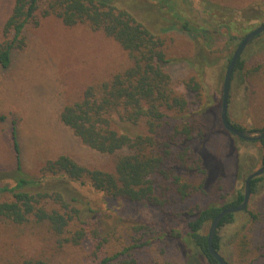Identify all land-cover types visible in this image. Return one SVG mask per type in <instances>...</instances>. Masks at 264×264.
I'll return each mask as SVG.
<instances>
[{
    "label": "rangeland",
    "instance_id": "1",
    "mask_svg": "<svg viewBox=\"0 0 264 264\" xmlns=\"http://www.w3.org/2000/svg\"><path fill=\"white\" fill-rule=\"evenodd\" d=\"M12 1L0 0V26ZM110 2L164 40L171 86L187 105L180 114H168L160 133L168 131L175 121L201 123L205 135L201 146L200 140L196 146L199 144L209 155L211 163L202 168L194 158L196 162L188 161V168L176 170L192 195L185 202L172 205L169 214L111 198L94 190L87 180L81 184L43 173L45 162L61 154L89 168L112 170L111 157L82 146L58 122L57 112L63 104L80 98L86 87L107 81L112 74L127 69L130 61L126 51L102 32L91 31L84 24L67 27L55 16L41 18L38 13V24L29 23L24 31L25 47L15 52L7 71H0V186L15 185L8 177L15 168L8 129L10 122L16 120L22 171L26 178L40 183L24 190L60 192L69 202L75 198L72 204L80 210V217L70 223L63 237L71 238L80 227L78 221L87 220L97 229L98 238L87 236L76 245L59 246V238L46 224L32 220L21 226L0 224V264H20L28 259L47 264H96L97 258L111 256L148 237L153 243L135 252L143 261L152 258L156 264H182V260L191 258L194 264H207L204 258L194 256L196 249L190 242L174 238L171 232L184 235L189 211L233 200L244 187L246 176L262 166L259 142L243 141L227 133L219 115L227 60L242 37L264 23V0ZM177 17L187 20L191 27L208 29L209 42L202 33L183 32ZM206 48L211 52L210 61L198 63L200 49L206 54ZM241 58L245 62L244 70L234 71L230 82L228 119L244 130H261L264 128V33L244 49ZM191 78L200 84L198 95L185 86ZM116 123L121 132L132 136L146 132L141 120L132 124L116 119ZM0 200L9 201L11 195L2 193ZM249 212L256 218H251ZM139 227L143 230L137 232ZM209 227L210 222L202 232L207 234ZM218 234L219 254L230 264H264V176L250 194L246 210L234 214L233 221L221 227ZM243 235L247 247L241 250L239 242ZM101 242V251H97L96 245Z\"/></svg>",
    "mask_w": 264,
    "mask_h": 264
},
{
    "label": "trees",
    "instance_id": "2",
    "mask_svg": "<svg viewBox=\"0 0 264 264\" xmlns=\"http://www.w3.org/2000/svg\"><path fill=\"white\" fill-rule=\"evenodd\" d=\"M110 1L13 0L0 26V71H7L12 66L15 52L25 47L24 31L29 23L38 24L36 18L38 13L41 18L55 16L67 27L84 24L91 31H100L113 39L126 51L130 66L122 72L112 74L107 81L86 87L80 98L63 104L57 112L58 122L70 130L82 146L100 155L111 157L112 170L89 168L70 156L61 154L53 160L46 161L42 171L81 184L87 180L94 190L111 198L146 205L163 214H169L172 205L185 202L192 195L189 185L176 170L188 168V161L194 158L202 168L208 167L211 163L209 155L200 147L205 131L201 123L183 120L182 123L173 122L168 131L160 133L168 114L172 112L180 114L185 111L187 105L185 99L176 94L171 86V75L166 70L169 61L164 53V40L138 22L129 12L118 8ZM153 1L168 3L167 0ZM177 18L183 32L202 33L206 42H209L208 29L200 26L191 27L184 18ZM229 40H232V37H229ZM205 50L208 54L202 53L200 49L198 63L210 61L211 52L207 48ZM230 58L231 56L227 63ZM244 65V59L240 56L234 71L242 72ZM185 86L190 92L198 95L200 84L195 78L189 79ZM116 119L132 124H137L141 120L146 132L133 136L123 133L119 130ZM231 124L239 130H244L239 125ZM9 126L8 137L15 168L8 173V177L15 185L0 186V194L11 195L9 201L0 200V224L21 226L31 220L36 224H46L51 233L59 238L57 240L59 246L66 243L76 245L88 237L98 238L97 229L87 220L78 221L80 227L71 238L63 237L70 223L80 217V210L72 204L76 201L75 198L69 202L60 192L24 190L37 187L40 183L26 178L23 173L17 121L12 120ZM199 140L200 146L199 144L196 146ZM257 142L262 148L261 164L264 165V139ZM201 170L203 172V169ZM263 176L251 181V193L255 192L256 184ZM200 186L203 187V183ZM211 187H208V190ZM243 188L236 192L233 200L220 206L209 204L189 211L185 216L187 219L184 235L172 231V236L180 237L186 243L190 242L196 249L195 257L204 258L207 264H218L208 252L207 234L202 230L207 223L211 224L221 210L242 202ZM49 201L52 202L51 206L48 205ZM249 214L251 218H256L253 213ZM233 219L234 214L227 215L217 227L213 239V248L217 253L221 248L218 230L231 223ZM140 230L143 228H136L137 232ZM140 240L139 244L135 243L111 256L97 258L96 264H156L152 258L143 261L140 255L135 254L146 244L153 243L150 237L145 241ZM102 244L103 242L96 245L97 251H101ZM239 245L241 250L247 247L245 235L242 236ZM181 262L194 264L191 258ZM20 264L47 263L28 259Z\"/></svg>",
    "mask_w": 264,
    "mask_h": 264
},
{
    "label": "water",
    "instance_id": "3",
    "mask_svg": "<svg viewBox=\"0 0 264 264\" xmlns=\"http://www.w3.org/2000/svg\"><path fill=\"white\" fill-rule=\"evenodd\" d=\"M264 33V23L257 26L250 32L246 33L240 42L237 44L230 60L225 70L223 84H222V93H221V108H220V123L222 128L234 135L236 138L248 141V142H256L264 139V130H239L235 128L228 120V98H229V90H230V82L232 78V74L235 68L237 61L242 55L244 49L259 35ZM264 175V165L259 167L258 169L249 173L244 180V188H243V198L242 202L236 206H231L224 208L221 210L217 216L212 220L208 233H207V248L210 256L218 263V264H228L225 259L215 251L213 248V239L217 230V227L220 221L227 215L235 214L241 211H244L251 194V186L250 183L254 178L260 177Z\"/></svg>",
    "mask_w": 264,
    "mask_h": 264
},
{
    "label": "crops",
    "instance_id": "4",
    "mask_svg": "<svg viewBox=\"0 0 264 264\" xmlns=\"http://www.w3.org/2000/svg\"><path fill=\"white\" fill-rule=\"evenodd\" d=\"M11 154H12V153H11ZM12 159H13V155H12ZM12 166H13V164H12ZM12 166H11V167H12Z\"/></svg>",
    "mask_w": 264,
    "mask_h": 264
}]
</instances>
